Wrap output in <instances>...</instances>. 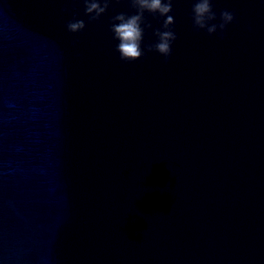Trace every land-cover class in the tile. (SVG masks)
Masks as SVG:
<instances>
[{
    "label": "water",
    "instance_id": "water-1",
    "mask_svg": "<svg viewBox=\"0 0 264 264\" xmlns=\"http://www.w3.org/2000/svg\"><path fill=\"white\" fill-rule=\"evenodd\" d=\"M213 4L224 39L174 0L168 61L124 62L127 0H0V264H264V4Z\"/></svg>",
    "mask_w": 264,
    "mask_h": 264
},
{
    "label": "clouds",
    "instance_id": "clouds-1",
    "mask_svg": "<svg viewBox=\"0 0 264 264\" xmlns=\"http://www.w3.org/2000/svg\"><path fill=\"white\" fill-rule=\"evenodd\" d=\"M114 0H82L84 15L88 21L99 20L113 4ZM119 3V0H115ZM134 12H117L109 18L108 30L116 42L114 51L121 61L133 62L145 57L151 52H156L167 62L172 54V45L177 40L174 30V16L172 8L174 0H127ZM264 4V0H260ZM146 14L152 16L159 23L153 27ZM189 17L192 29L195 32L203 31L207 35L215 34L217 38L224 39L226 28L234 23L235 13L228 9H221L219 13L214 10L213 0H191ZM69 33H78L85 28V21L73 14L65 25ZM151 29L155 39L146 43L144 35ZM249 30L251 26L249 25ZM78 40L72 41L76 47Z\"/></svg>",
    "mask_w": 264,
    "mask_h": 264
}]
</instances>
